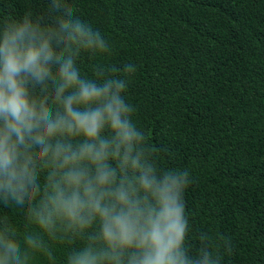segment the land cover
<instances>
[{
    "label": "clouds",
    "instance_id": "clouds-1",
    "mask_svg": "<svg viewBox=\"0 0 264 264\" xmlns=\"http://www.w3.org/2000/svg\"><path fill=\"white\" fill-rule=\"evenodd\" d=\"M112 50L66 0H50L47 22L0 24V204L24 209L25 223L0 218V264H57L56 245L68 246L65 264H222L231 251L204 230L193 251L192 172L162 167L134 122L136 65L81 75V54Z\"/></svg>",
    "mask_w": 264,
    "mask_h": 264
},
{
    "label": "trees",
    "instance_id": "trees-1",
    "mask_svg": "<svg viewBox=\"0 0 264 264\" xmlns=\"http://www.w3.org/2000/svg\"><path fill=\"white\" fill-rule=\"evenodd\" d=\"M66 2L113 45L110 55L81 54V75L135 64L125 92L134 122L162 167L191 169L193 251L204 230L231 239L222 264H264V0ZM49 3L0 0V24L27 13L47 22ZM23 213L0 204V218L20 232ZM67 251L55 246L57 264Z\"/></svg>",
    "mask_w": 264,
    "mask_h": 264
}]
</instances>
